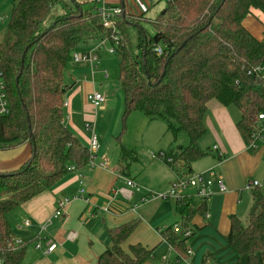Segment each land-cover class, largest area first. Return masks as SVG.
<instances>
[{
	"label": "trees",
	"instance_id": "16d2710c",
	"mask_svg": "<svg viewBox=\"0 0 264 264\" xmlns=\"http://www.w3.org/2000/svg\"><path fill=\"white\" fill-rule=\"evenodd\" d=\"M152 22L154 35L145 37L140 23L119 16L115 21L118 43L117 83L123 96L122 129L132 113L148 123H162L173 140L170 167L180 179L188 178L191 165L205 158L199 141L205 134L203 117L215 100L240 113L236 128L248 145L252 123L264 114V85L251 71L264 66V36L253 38L243 26L252 11L264 16V0H167ZM61 14L52 15L54 7ZM100 0H13L0 34V72L5 82L9 113L0 117V150L33 140L34 151L22 168L0 174V264H23L27 244L13 247L7 215L37 195L50 190L68 173L80 169L89 154L62 123L64 71L71 53L81 44L111 40L98 16ZM114 7V6H113ZM123 10H121L122 12ZM47 22L49 24L47 25ZM46 25V26H45ZM134 32V34L132 33ZM134 40V42H133ZM161 50V55L154 48ZM124 169L137 162L136 154L121 146ZM206 201L192 198L176 205L187 215L163 228L160 237L182 261L194 232L189 220L207 215ZM224 238L226 246L247 264H264V191L252 192V206L245 225L234 216ZM137 220L107 231L109 247L97 264H142L152 251L123 244ZM178 224L184 232L173 233ZM162 243V242H161ZM207 264L206 259L203 261Z\"/></svg>",
	"mask_w": 264,
	"mask_h": 264
},
{
	"label": "crops",
	"instance_id": "0c3cea01",
	"mask_svg": "<svg viewBox=\"0 0 264 264\" xmlns=\"http://www.w3.org/2000/svg\"><path fill=\"white\" fill-rule=\"evenodd\" d=\"M76 1L89 3L92 0ZM102 1L106 5L119 7L125 16L136 18L139 22L143 21L144 12L151 5L148 2L151 0ZM12 2L13 0L5 14H2L6 18ZM243 26L256 40L263 38L264 16L260 12L252 11L243 21ZM95 48L88 47V44L79 46L68 59L64 71L67 90L63 96V103L66 105L63 108L62 123L86 150L93 132L99 145L96 163H107L108 168H91L87 164L75 169L69 164L67 175L50 190L21 204L7 215L13 240L28 246L23 264H97L100 255L109 247L107 231L132 220H137L141 226L149 230L153 242L146 245L145 250L152 251L151 259H155V256L159 258L160 254L167 251L156 230L180 221L182 213L185 217L187 215L185 208L176 205L175 200L152 201L145 205L138 203L139 197L142 198L147 192L162 193L179 178L168 163V160H173L171 151L173 140L167 133L164 138H160L163 129L166 131L163 124V128L161 126L148 128L153 133L144 136V141L150 149L145 151L141 143L139 151L152 153L153 158H149L150 162L133 175L129 172L130 165L127 169L123 168L119 156L120 147L123 146L134 153L137 149L123 133V101L121 103L119 99H113V92L105 83L108 76L104 70L107 68V58L102 59L101 55L99 58ZM90 53L95 58L92 64L72 62L73 54ZM98 72L106 73V77L103 74V78L99 76L97 78ZM92 93H99L104 97L105 103L101 109H94L87 101V95ZM140 117L141 125L148 124L142 115ZM239 120L240 113L234 106L224 107L215 100L207 104V111L202 120L205 134L199 141V147L208 155L191 165V172L202 175L212 172L215 177L221 179L226 191L218 193L214 182V195L208 200L207 217L202 218L196 214L190 218L189 223L194 232L190 248L194 252V257L189 264H203L205 259L207 264H247L243 257L237 260L226 246L224 238L229 232L230 217L234 216L241 223L247 220L252 206V193L244 191L245 182L252 179L264 183V147L259 144L256 149H252L245 144L236 128ZM214 147L217 148L216 151H213ZM167 149L170 151L169 156L165 153ZM159 154L164 157L155 159L154 156ZM31 155L32 148L29 143L0 150V174L18 171ZM149 169H154V174L151 173L148 177L142 175ZM126 179L132 180L140 188L139 192L133 193L129 202L123 200L122 194H118L117 200L111 203L109 200L113 190H121L123 195L126 190L131 191L125 186ZM79 180L86 192L85 199L89 200V206L77 198ZM190 193L192 192H188ZM60 204L62 205L60 217H56L55 212ZM108 204L110 213L98 210ZM134 205L136 209L132 210ZM25 222L28 223L27 227L24 226ZM69 234L74 236L69 239ZM38 239L42 241L41 250L34 248ZM47 240L56 244V249L49 254L43 251Z\"/></svg>",
	"mask_w": 264,
	"mask_h": 264
},
{
	"label": "built area",
	"instance_id": "2783aa9c",
	"mask_svg": "<svg viewBox=\"0 0 264 264\" xmlns=\"http://www.w3.org/2000/svg\"><path fill=\"white\" fill-rule=\"evenodd\" d=\"M167 1V0H164ZM98 12V16L100 18V22L102 26L111 32V40L107 39H101L100 42L96 48L95 51H100L102 49H105V43L108 42L110 45V48L107 49L108 54H114L115 53V47L118 43V31L116 30V25L115 21L119 16H122L121 9L117 6H109L104 4L102 0H100V7ZM0 22L2 23V18L0 17ZM106 50V49H105ZM154 52L159 56L161 55V50L157 47L154 48ZM95 58L92 56V54L88 55H79V54H73L72 55V62L74 64H79V63H88L92 64ZM251 73L254 75L255 78L259 79L262 81L264 85V66H260L258 68H255L251 71ZM93 74V68L91 71V75ZM106 77V73H104ZM87 101L93 106L94 109L98 110L101 109L103 104L105 103L104 97L99 94V93H92L87 95ZM66 104H63L65 107ZM9 113V107H8V101L6 99V94H5V82H4V77L3 74L0 72V117L6 116ZM261 145L264 147V114L260 113L257 116H255L253 123H252V134H251V142L247 146L249 148H254L258 147V145ZM99 145H98V139L97 136L92 132L89 141H88V147L87 151L89 154V161L88 165L91 168L94 167H99L102 169H107L108 164L107 163H96V153L98 151ZM217 148L214 147L213 151H216ZM168 163H170V160H168ZM214 182L216 183L217 186V192L218 193H224L225 187L223 186V183L220 178H217L214 176L212 172H208L206 175L202 174H191L188 178L186 179H180L177 178L174 182L170 184V187L167 192L164 194H152L150 192H147L144 194V196L140 199L139 203L140 205H145L148 204L152 201H165V200H175L178 202H183L187 199H194L196 201H207L209 200L210 197L214 195L213 192V184ZM78 192H77V198L81 199L82 201L86 202L87 206H89V200L85 199V190L83 188L82 182L79 180L78 181ZM125 186L127 189L131 191H127L125 195L121 192V190H113L112 194L110 195V200L111 203L116 199L118 194H122L123 200L124 201H130L132 199L133 193L139 192V187L129 179L125 180ZM256 190L259 191H264V183H260L259 181L256 180H247L244 184V191L248 193H252ZM188 192H192L188 194ZM61 207L62 205H59V208L55 212L56 217H60V212H61ZM109 204L104 205L101 207L100 210L102 213H110L109 209ZM136 209V205L132 207V210ZM207 216H205L206 218ZM24 226L27 227L28 223L25 222ZM173 233L175 234H181L183 233V236L185 238L190 237L191 232L188 230H185L184 232L180 229V226L178 224L174 225L172 227ZM162 229L156 230V234L158 235L160 241L164 243V240L160 237V232ZM74 236V234H69L68 238L71 239ZM23 244L19 241H13V247H22ZM35 250H41L42 249V241L40 239L37 240L35 244ZM56 249V244L53 241H46L45 242V249L43 250L45 254L52 253ZM166 255L163 256L160 260L159 264H189L188 261H182L178 257H175L173 260V263L171 261L170 255H172V249L169 245H166ZM188 257L192 256V250H188L187 252Z\"/></svg>",
	"mask_w": 264,
	"mask_h": 264
},
{
	"label": "rangeland",
	"instance_id": "374dc122",
	"mask_svg": "<svg viewBox=\"0 0 264 264\" xmlns=\"http://www.w3.org/2000/svg\"><path fill=\"white\" fill-rule=\"evenodd\" d=\"M147 0H144V2H146ZM11 0H0V8L3 7L0 10V17L2 18V23L0 22V34L2 31V28L4 26V24L7 22V18L4 17L2 14H5V10L10 6ZM151 3V5L148 6L147 11H145V15L143 16V21L139 22L138 19L136 18H129L130 21H133L135 23H140L139 28L144 32L145 37L146 38H150L152 37L155 33H154V29L152 27V22L154 21V19L156 18V16H158L166 7V3L164 0H151L148 1ZM61 7L60 6H56L53 8L52 10V15L55 17V15H60L61 14ZM7 15V14H6ZM49 24V22H47V25ZM46 26V25H45ZM134 34V32H132ZM134 42V40H133ZM100 42V40L98 41H88L86 42V45L88 44V47H93V46H97ZM84 44H81L80 46H83ZM105 49H102L100 51H97V55L100 58V55L102 57V59L104 57L107 58V68H105L104 70L107 71L108 76L107 79H105V83L107 84V86L111 89L112 93V98L115 100L119 99L120 102L122 103L123 101V96H122V92L118 86L117 83V78H118V60L115 54H108L107 49L110 48V45L108 42L105 43ZM99 68V67H98ZM97 73V72H95ZM99 74L97 75L101 78H103V72H98ZM98 82V81H96ZM133 114H137V115H133ZM141 115L138 113H132L130 114L126 120H125V129L123 131V133H125V137L128 141H131L135 144V147L137 150H135L136 152V157L138 158V162H133L130 164V168H129V172L131 175H133L134 173L140 171L141 169H143V167H145V164L150 162L152 153L149 152H141L140 150V144H143L144 150L146 151L147 149H150L149 145L144 141V136H149L152 132V130H149L148 128H155V126H161V128H163L162 123H148L150 124L148 127V124L145 123L144 125H141L139 120V118ZM152 126V127H150ZM153 133V132H152ZM166 131L163 129V132L160 136V138H164L166 136ZM168 134V133H167ZM123 135V134H122ZM168 136V135H167ZM124 137V136H123ZM143 138V139H142ZM140 139H142V142H140ZM146 153V154H145ZM165 153H167V155L169 156L170 151L167 149V152L165 151ZM155 159L156 158H163L164 156H162L161 154L159 155H155L154 156ZM150 158V159H149ZM194 164V163H193ZM192 164V165H193ZM151 173L154 174V169H149L147 171V173H145V171L142 173V175L148 177ZM170 187V185H169ZM169 187L167 188L166 191L162 192V193H158V192H152V194H164L165 192L168 191ZM140 198L138 199V203L140 201ZM167 201V200H165ZM140 204V203H139ZM246 221L243 222V224L245 225ZM142 224L139 223L135 230L132 232V234L130 235V237L127 239V241L123 244L122 248L123 251L127 254L128 253V247L129 246H134V245H140L142 248L145 249L146 245H150L153 242V237L151 235V233L149 232V230L146 227L141 226ZM192 250V249H191ZM193 250H192V256L190 257L189 260H187L188 262L190 260L193 259ZM166 253L164 252L162 255H159V258L155 259H151L150 257L148 259L145 260V262H143L142 264L145 263H149V264H159L160 260L163 256H165ZM171 261L173 263V260L175 258V256L172 254L171 255Z\"/></svg>",
	"mask_w": 264,
	"mask_h": 264
},
{
	"label": "water",
	"instance_id": "95a60500",
	"mask_svg": "<svg viewBox=\"0 0 264 264\" xmlns=\"http://www.w3.org/2000/svg\"><path fill=\"white\" fill-rule=\"evenodd\" d=\"M122 17H125L124 12L122 11ZM31 145H32V152L34 151V144H33V140H31Z\"/></svg>",
	"mask_w": 264,
	"mask_h": 264
}]
</instances>
